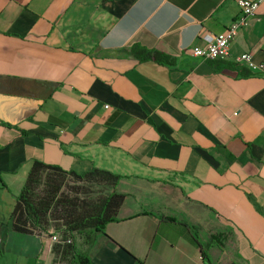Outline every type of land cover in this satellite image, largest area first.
Listing matches in <instances>:
<instances>
[{
  "label": "crops",
  "instance_id": "obj_1",
  "mask_svg": "<svg viewBox=\"0 0 264 264\" xmlns=\"http://www.w3.org/2000/svg\"><path fill=\"white\" fill-rule=\"evenodd\" d=\"M240 15L236 0H0V264L70 263L53 231L12 228L34 161L121 177L91 264H264V75L235 60L264 62V6L231 60L192 55ZM135 44L176 63H141Z\"/></svg>",
  "mask_w": 264,
  "mask_h": 264
},
{
  "label": "trees",
  "instance_id": "obj_2",
  "mask_svg": "<svg viewBox=\"0 0 264 264\" xmlns=\"http://www.w3.org/2000/svg\"><path fill=\"white\" fill-rule=\"evenodd\" d=\"M129 52L139 62L174 66L176 59L138 44ZM225 61H209L216 66ZM121 177L93 169L84 174L65 171L56 165L34 161L17 197L11 216L12 228L20 233H58L64 243L63 257L69 264H91L88 251L105 227L118 219L126 195L117 192ZM79 239L86 250L77 249ZM205 254V253H204Z\"/></svg>",
  "mask_w": 264,
  "mask_h": 264
},
{
  "label": "built area",
  "instance_id": "obj_3",
  "mask_svg": "<svg viewBox=\"0 0 264 264\" xmlns=\"http://www.w3.org/2000/svg\"><path fill=\"white\" fill-rule=\"evenodd\" d=\"M240 8V19L224 32L207 37L206 46L195 47L192 55L204 61H229L232 59L231 45L236 39L239 31L248 23L250 19L256 18L258 10L264 6V0H236ZM239 64L247 69L264 75V62L257 63L250 53H244L235 59ZM52 240L62 243H71V240H62L58 233L52 235Z\"/></svg>",
  "mask_w": 264,
  "mask_h": 264
},
{
  "label": "rangeland",
  "instance_id": "obj_4",
  "mask_svg": "<svg viewBox=\"0 0 264 264\" xmlns=\"http://www.w3.org/2000/svg\"><path fill=\"white\" fill-rule=\"evenodd\" d=\"M79 243V242H78Z\"/></svg>",
  "mask_w": 264,
  "mask_h": 264
}]
</instances>
